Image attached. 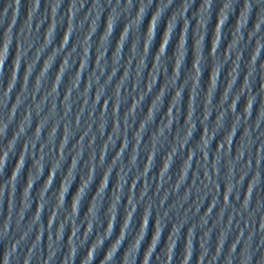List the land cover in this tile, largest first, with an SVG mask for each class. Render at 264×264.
Segmentation results:
<instances>
[{
	"label": "water",
	"instance_id": "95a60500",
	"mask_svg": "<svg viewBox=\"0 0 264 264\" xmlns=\"http://www.w3.org/2000/svg\"><path fill=\"white\" fill-rule=\"evenodd\" d=\"M0 264H264V0H0Z\"/></svg>",
	"mask_w": 264,
	"mask_h": 264
}]
</instances>
